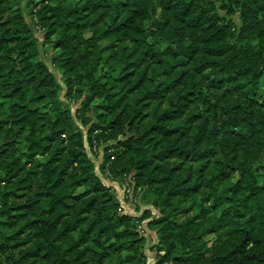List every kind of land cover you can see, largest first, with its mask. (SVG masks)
Segmentation results:
<instances>
[{"label":"trees","instance_id":"trees-1","mask_svg":"<svg viewBox=\"0 0 264 264\" xmlns=\"http://www.w3.org/2000/svg\"><path fill=\"white\" fill-rule=\"evenodd\" d=\"M169 262L264 264V0H0V264Z\"/></svg>","mask_w":264,"mask_h":264},{"label":"rangeland","instance_id":"rangeland-1","mask_svg":"<svg viewBox=\"0 0 264 264\" xmlns=\"http://www.w3.org/2000/svg\"><path fill=\"white\" fill-rule=\"evenodd\" d=\"M35 1H37V0H35ZM220 13L222 14V15H225L224 13L225 12H223V11H220ZM232 20H233V22L238 26L239 24H240V22H239V19H238V17H237V15L236 14H233V15H231V16H229ZM151 29H154L153 27H150ZM38 34H40V33H38ZM44 57H45V59L48 61V56H47V54H44ZM94 154H95V156H96V154H97V149H93V151H92ZM211 159H212V157H211ZM128 179V178H127ZM127 181H124V183H125V185L127 186V183H126ZM131 187H129V186H127V188H126V190L124 191V195H125V199H130V197H131V192H132V190L130 189ZM139 190V188L137 189V191ZM133 198H134V196H132ZM134 201V200H133ZM196 207V206H195ZM26 233V232H25ZM152 236H150L149 235V240H150V238H151ZM203 238H204V240L206 241V245L207 246H210L211 245V243H212V240L214 239V234H212V233H204L203 234ZM150 242V241H149ZM148 242V243H149ZM146 252L148 253V256H149V260L151 259V262H154L155 261V258H154V253H153V251H151V252H149L147 249H146ZM164 253V251H159L158 252V254L159 255H161V254H163ZM157 259H159L158 258V256H157ZM164 264H171L170 262L169 263H164Z\"/></svg>","mask_w":264,"mask_h":264}]
</instances>
